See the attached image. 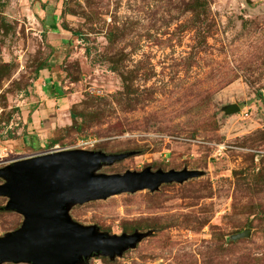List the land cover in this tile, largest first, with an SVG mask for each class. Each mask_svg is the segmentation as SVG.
<instances>
[{"label":"rangeland","instance_id":"rangeland-1","mask_svg":"<svg viewBox=\"0 0 264 264\" xmlns=\"http://www.w3.org/2000/svg\"><path fill=\"white\" fill-rule=\"evenodd\" d=\"M121 75L135 90L122 99ZM33 136L57 143L35 151ZM84 139L87 151L132 154L102 174L204 173L74 207L83 226L150 233L114 261L86 264H264V0H0L9 161ZM7 201L0 237L23 222Z\"/></svg>","mask_w":264,"mask_h":264},{"label":"water","instance_id":"water-1","mask_svg":"<svg viewBox=\"0 0 264 264\" xmlns=\"http://www.w3.org/2000/svg\"><path fill=\"white\" fill-rule=\"evenodd\" d=\"M229 111L232 114L240 108L231 106ZM131 155L63 150L0 168V198L8 200L5 210L23 217L20 228L0 237V264H86L100 256L114 261L135 249L150 233L116 236L97 226H83L70 215L74 207L144 190L155 193L164 184H184L204 174L154 172L151 168L116 175L100 173ZM250 235L247 230L231 240Z\"/></svg>","mask_w":264,"mask_h":264},{"label":"trees","instance_id":"trees-1","mask_svg":"<svg viewBox=\"0 0 264 264\" xmlns=\"http://www.w3.org/2000/svg\"><path fill=\"white\" fill-rule=\"evenodd\" d=\"M53 30L56 31L57 28H55L53 26ZM115 71H118V70H115ZM121 76H122L123 81L125 82L124 83V86L125 87H124V91L123 92L118 93V97L122 99L123 96H125V94L130 97V95L134 94L135 90L132 89L131 84H128L127 78H125L124 75H121ZM71 118H72L73 122H76L77 115L75 113H72L71 114ZM75 128L78 129V130H80V129L84 128V126H83V124H80V125H76ZM30 141H32V143H33V147H32L33 150H35V151H37V150H44L45 152L47 150L48 151L51 150V148H53L54 145L57 143V140H53V141H51V140H43L42 142H40L37 136L31 137V140ZM39 143H44L45 145H47L46 148L45 149H42V148L37 147V146H39ZM257 211H258L259 216L262 217V218H264V210H263V208L262 207H259Z\"/></svg>","mask_w":264,"mask_h":264},{"label":"built area","instance_id":"built-area-1","mask_svg":"<svg viewBox=\"0 0 264 264\" xmlns=\"http://www.w3.org/2000/svg\"><path fill=\"white\" fill-rule=\"evenodd\" d=\"M93 147V141L90 139H84L80 142L79 148L82 150H87L89 148ZM11 152L8 150V148L3 147L0 143V168H3L5 166H8L13 162V160L9 161Z\"/></svg>","mask_w":264,"mask_h":264},{"label":"crops","instance_id":"crops-1","mask_svg":"<svg viewBox=\"0 0 264 264\" xmlns=\"http://www.w3.org/2000/svg\"><path fill=\"white\" fill-rule=\"evenodd\" d=\"M51 105H52V103H51ZM43 111L45 112V113H44V114H45V117L48 116L49 109H47V107H46V109H43Z\"/></svg>","mask_w":264,"mask_h":264}]
</instances>
